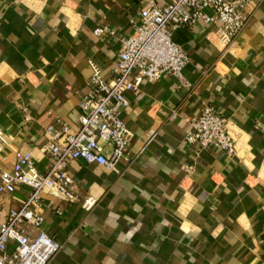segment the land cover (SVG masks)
<instances>
[{"label":"crops","instance_id":"crops-1","mask_svg":"<svg viewBox=\"0 0 264 264\" xmlns=\"http://www.w3.org/2000/svg\"><path fill=\"white\" fill-rule=\"evenodd\" d=\"M146 1L0 0L2 168L28 152L45 170V126L60 118L77 127L87 79L94 68L110 79ZM248 12L227 47L213 41L214 24L175 31L191 88L169 76L144 80L126 95L133 138L117 172L71 161L78 201L42 195L41 229L62 246L48 264H264V0H250ZM104 25L112 34L94 36ZM206 105L229 120L239 158L184 145L187 119ZM29 192L0 195L3 208L19 207ZM86 198L94 200L88 211Z\"/></svg>","mask_w":264,"mask_h":264},{"label":"built area","instance_id":"built-area-1","mask_svg":"<svg viewBox=\"0 0 264 264\" xmlns=\"http://www.w3.org/2000/svg\"><path fill=\"white\" fill-rule=\"evenodd\" d=\"M250 0H170L158 6L147 0L137 12L138 22L132 35L122 39L119 51L105 79L94 68L86 81V92L78 102L76 128L56 118L45 126L46 141L41 150L48 164L43 172L34 169L32 155L17 152L9 169L0 166V195H11L19 188L30 190L19 207L4 209L0 201V264H48L62 246L42 231L43 216L39 205L44 193L64 202L78 201L73 179L67 172L71 161L95 164L111 172L126 158L133 134L126 127L124 111L129 107L127 93L139 91L144 81L165 77L177 80V88H191L183 70L189 63L185 50L173 41L182 27L197 23L214 24L211 37L227 47L239 36L250 20ZM132 23V22H131ZM96 37L112 34L108 26L93 30ZM176 111L169 118L175 120ZM183 143L197 146L198 152L217 150L228 157L238 156V136L229 120L213 106L206 105L197 116L187 119ZM8 144L0 128V147ZM198 154V153H196ZM50 207L53 202L50 201ZM92 198L82 207L90 210ZM62 215L60 208L55 209ZM10 245L12 247H10Z\"/></svg>","mask_w":264,"mask_h":264}]
</instances>
